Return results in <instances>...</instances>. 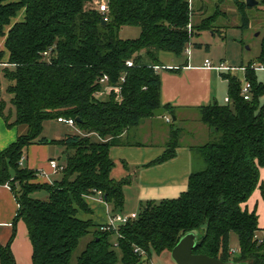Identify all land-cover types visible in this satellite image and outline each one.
Returning a JSON list of instances; mask_svg holds the SVG:
<instances>
[{"label": "trees", "instance_id": "16d2710c", "mask_svg": "<svg viewBox=\"0 0 264 264\" xmlns=\"http://www.w3.org/2000/svg\"><path fill=\"white\" fill-rule=\"evenodd\" d=\"M98 1L0 0V36L6 35L8 53L4 61L6 52L0 51V67L12 106L8 109L0 80V116L9 126L25 128L0 154V184L15 192V222L23 219L27 225L33 263L71 264L86 238L75 264H141L145 255L171 253L185 232L201 229L195 253L264 264V234L259 236L264 229L256 210L243 206L263 186L264 79L251 68L252 62L246 71L250 99L242 95V80L227 73L230 101L201 107V119L213 136L192 149L203 167L193 170L186 191L177 198L143 202L137 217L116 230L79 216V210L91 212L85 196L99 192L112 213L123 211L129 181L111 176V148L134 144L125 133L147 118L175 113L161 100L160 72L165 65L160 54L183 56L196 34L222 29L217 21L228 14L215 8L196 24L189 0H107L105 21ZM233 2L240 27L249 28L252 7L245 0ZM23 8L25 19L5 33ZM123 26L139 27L140 36L122 38ZM129 60L133 66H128ZM257 61L264 66V36ZM105 75L109 81L102 83ZM107 85L120 86V93L99 98ZM59 117L74 118L77 132L50 140L43 134L44 123ZM179 134V128L173 130L167 151L153 163L176 156ZM50 142L65 147V160L58 162L61 178L50 184L33 182L39 172L22 166L21 158L30 144ZM40 190L47 192L46 198L34 196ZM233 233L239 242L235 252ZM0 259L2 264H16L10 242L0 243Z\"/></svg>", "mask_w": 264, "mask_h": 264}, {"label": "crops", "instance_id": "0c3cea01", "mask_svg": "<svg viewBox=\"0 0 264 264\" xmlns=\"http://www.w3.org/2000/svg\"><path fill=\"white\" fill-rule=\"evenodd\" d=\"M193 2L196 4V0ZM234 9L231 11H235ZM25 15L26 10L23 8L12 19L11 25L5 28V33H8L14 23L23 21ZM212 34L215 33L212 32ZM5 42L6 35L0 36V51L6 52L7 61ZM211 42H213V51H211ZM197 45L202 48L201 43L198 42ZM192 46L193 41L189 44L190 54L185 53L181 57L172 54L173 57H169V63L164 62L163 54H160V60L165 65L160 72L161 100L163 105H172L175 113L165 111L161 116L147 118L139 126L125 133V136L134 144H121L111 148V157L115 161L111 176L116 180L129 181L124 186L125 206L122 213H138L141 204L145 201L177 198L188 189L189 177L194 170L192 149L205 143H187L184 137L188 132L191 136H196L200 130H204L199 123H195L201 107L215 102L225 103V98L228 96V81L224 75L229 72L209 68L205 65V60L210 59L213 65L225 63L230 67L247 66V64L240 66L229 64L228 61L230 59L235 61L234 58H231L227 49L223 53L219 50L223 48L224 41H208L206 43L208 52H204L203 55L199 52L194 54ZM209 53H212V56ZM186 55H188L187 58ZM235 75L243 80L246 73L238 70ZM167 117H170L171 121H167ZM189 125H195V127L187 129ZM206 126L207 124H205V130L212 138L213 130L210 126ZM176 128L180 129V134L177 136L176 156L163 162L153 163L167 151L168 143L173 138V130ZM24 130V127L9 126L0 116V154L14 143ZM58 137L52 139L63 138V135ZM53 144L54 150L51 149ZM64 151L63 145L51 142L30 144L24 153L25 158L21 165L44 172L33 182L50 184L60 179L62 175L50 166L51 159L61 163L59 154L56 156L52 152L64 153ZM261 184L263 186L259 185L249 200L243 204L250 211L256 210L257 214L259 201L257 199L261 195L264 197V167L261 168ZM85 198L91 212L79 210L83 211L78 213L79 216L83 219H92L97 224H106L112 213L107 202L100 199L99 195H89ZM18 209L19 203L13 189L8 184H0V243L7 245L10 242L16 264H34L33 245L27 225L23 219L15 222ZM258 217L259 226L264 229V215L261 216L259 213ZM263 234L262 232L259 236L263 237ZM167 260H169L167 253L160 255L154 253L151 257L145 255L141 264H166ZM0 264H2L1 259Z\"/></svg>", "mask_w": 264, "mask_h": 264}, {"label": "rangeland", "instance_id": "374dc122", "mask_svg": "<svg viewBox=\"0 0 264 264\" xmlns=\"http://www.w3.org/2000/svg\"><path fill=\"white\" fill-rule=\"evenodd\" d=\"M246 1V0H245ZM260 4L257 6L252 7L249 10L250 17H251V25L247 29H243L240 27L241 20L240 16L237 13L233 0H196V4H194V15H193V22L199 23L202 16H209L212 15L215 11V8L220 9L221 11H228L227 15H221L219 17V20L217 21V24L219 23L222 27L216 28L218 29L215 34H212L213 30L203 31L194 37L193 46H192V52L194 51V54H197L198 52L200 55H203L204 52H208L206 43L209 41H224L223 48H219L221 50V53H223L224 50H228L229 55L231 58L229 64H234L236 66H240L241 64H249L253 63L256 64L257 67H260V63L257 61V57L261 50V42L262 38L264 36V0H259ZM263 1V2H261ZM194 3V2H193ZM191 3V4H193ZM231 9H234L235 11H231ZM141 34L140 28L137 26H123L120 30V36L124 39H133L139 37ZM201 41V42H200ZM198 42L202 44V48L198 47ZM211 48L213 51V42H211ZM218 48V47H217ZM213 53V52H212ZM209 53L210 56H212ZM162 59L165 60L164 62L169 63V57H173L172 53L169 52H162ZM220 54V53H219ZM188 55H186L187 58ZM183 58V57H182ZM185 58V59H186ZM203 58V57H202ZM6 61L5 57L3 59ZM240 69V68H238ZM242 71V70H241ZM257 74L260 79H264V70L263 69H257ZM240 75L241 72H240ZM0 80L2 83V94L5 99V101L8 103V109H10L11 106V96L7 91V80L4 77V67H0ZM104 97L103 95H100L99 98L102 99ZM201 112L197 115V121L195 123H199L201 127H204V130H200L198 134L195 136H191L190 133H186L185 140L187 143H206L208 142L210 135L205 130V124L202 121L201 118ZM22 127V126H21ZM192 127H195V125H189L187 129H190ZM208 127V125L206 126ZM43 134L48 136L50 139L52 138H59L58 136H65L66 134L75 133L77 132V128L75 126H69L65 123H59L57 120H47L44 123L43 128ZM211 139V138H210ZM52 150L55 149L54 144L51 147ZM56 156L59 154V160L60 162H63L65 160V152L64 153H57L52 152ZM198 159V160H197ZM193 160L194 169H200L203 167V162L200 158H197ZM59 171V170H58ZM60 173V171H59ZM264 192V189H263ZM34 196L39 198H45L47 196V192L45 190L37 191ZM257 197L255 198V202L258 201V214L260 213L261 216L264 215V197ZM82 213L83 211H79ZM203 231V230H202ZM263 231H259V234H262ZM87 239H82L79 247L77 248L73 260L71 264H75L76 259L80 252L84 249ZM238 235L236 233L232 234L231 239V248L237 249L238 247ZM169 255V260H167L166 264H176L175 261L172 259L171 254L167 253Z\"/></svg>", "mask_w": 264, "mask_h": 264}, {"label": "built area", "instance_id": "2783aa9c", "mask_svg": "<svg viewBox=\"0 0 264 264\" xmlns=\"http://www.w3.org/2000/svg\"><path fill=\"white\" fill-rule=\"evenodd\" d=\"M190 3L193 2V0H189ZM97 10L104 16V20L107 21L108 20V11H109V6H108V2L107 0H100L97 3ZM186 54H190V49L189 46L186 48L185 51ZM128 66H133V61L129 60L127 61ZM205 65L209 68H216L219 71H228L230 74L235 75L236 72L238 70H242L246 73L247 71V66H243V67H230L228 65H226L225 63H220L218 65H213L212 61L210 59H206L205 60ZM240 68V69H238ZM252 69H263L264 70V66L260 64V67H257L256 64H252L251 65ZM125 80V76L121 77V81ZM109 81L108 76H104L101 79L102 83H107ZM251 90H252V85L251 82L246 78V76L244 77V79L242 80V95L244 96L245 99H250L251 97ZM112 91H115L117 93H120L121 91V87L120 86H110L107 85L105 87V90L101 91L98 95H103L105 93H110ZM230 98L227 96L225 98V102H229ZM167 121H171L170 117L166 118ZM59 122L65 123L69 126H75V119L74 118H64V117H59L58 118ZM24 156L21 158V163L24 160ZM50 166L54 169V170H59L61 169V166L59 165L58 161L56 159H51L50 160ZM43 171H39V175L43 174ZM99 197L100 199L102 198L101 193L99 192ZM137 217V213H122V212H117V213H111V215L109 216L108 222L106 224H104V229L110 230V229H118L120 226L126 225L130 220L134 219ZM236 249H232V252H235Z\"/></svg>", "mask_w": 264, "mask_h": 264}, {"label": "water", "instance_id": "95a60500", "mask_svg": "<svg viewBox=\"0 0 264 264\" xmlns=\"http://www.w3.org/2000/svg\"><path fill=\"white\" fill-rule=\"evenodd\" d=\"M246 3L248 6L254 7L260 4V1L246 0ZM203 234L201 229H192L181 236L171 251V257L176 264H246L233 260L224 261L204 253H195L194 250L198 246Z\"/></svg>", "mask_w": 264, "mask_h": 264}]
</instances>
